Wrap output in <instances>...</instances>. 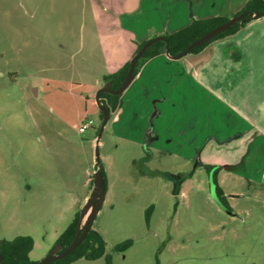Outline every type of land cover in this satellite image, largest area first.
<instances>
[{
	"label": "rangeland",
	"instance_id": "obj_1",
	"mask_svg": "<svg viewBox=\"0 0 264 264\" xmlns=\"http://www.w3.org/2000/svg\"><path fill=\"white\" fill-rule=\"evenodd\" d=\"M89 11V0H0V243L31 236L34 261L81 213L96 169L99 53ZM111 128L100 138L109 190L93 228L113 264H264V177H237L220 195L211 171L125 145Z\"/></svg>",
	"mask_w": 264,
	"mask_h": 264
},
{
	"label": "crops",
	"instance_id": "obj_2",
	"mask_svg": "<svg viewBox=\"0 0 264 264\" xmlns=\"http://www.w3.org/2000/svg\"><path fill=\"white\" fill-rule=\"evenodd\" d=\"M247 1L89 0V41L99 53L97 75L90 83L95 87L92 103L98 107L97 115L96 92L105 83L104 76L130 61L138 44L178 31L194 19L231 17ZM84 69L78 84L85 82ZM109 121L113 137L125 145H141L148 153L180 157L205 169L211 166L224 196L237 177L261 180L264 16L197 53L179 59L164 53L148 59ZM92 182L89 173L84 184L91 189Z\"/></svg>",
	"mask_w": 264,
	"mask_h": 264
},
{
	"label": "trees",
	"instance_id": "obj_3",
	"mask_svg": "<svg viewBox=\"0 0 264 264\" xmlns=\"http://www.w3.org/2000/svg\"><path fill=\"white\" fill-rule=\"evenodd\" d=\"M263 11L264 10V0H248L246 5L237 13H234L232 16L247 11ZM231 16V17H232ZM252 14L248 17H245L242 21L236 23L228 30L222 32L209 42L197 46L191 50L190 53H197L202 50L209 43L225 38L235 32H237L240 28H242L246 23L250 22ZM230 17L224 16H215L208 19H194L191 24L188 26L175 31L173 33H165L163 36L168 38V42L165 40H157L155 41L142 55L140 58L137 67L135 68V72L138 73L142 65L150 58L155 57L160 54L167 53V49L169 48V53L171 56H177L182 53L194 40L200 38L202 35L217 27L218 25L227 21ZM145 42L138 44L137 52L143 46ZM130 66V61H128L123 67H121L118 71L108 74L104 76V81L112 82V89H117L121 86L127 71ZM121 94H113L111 92H103L101 95V103L107 107L110 112V117L113 112H115L122 102ZM99 115L101 119V123L103 120V112L100 109ZM100 123V125H101ZM100 126L98 127V129ZM206 169L211 171V166L206 165ZM105 174V171H104ZM106 177V174H105ZM215 179V178H214ZM216 181V179H215ZM217 192L221 195L222 192L218 188V184H216ZM80 214L77 213L73 219V221L69 224L66 230L60 235L58 238L56 245L61 244L64 247H67L73 240L77 226L79 223ZM133 244V240L128 239L124 242L118 243L115 245V251H123L127 247ZM34 245V240L31 236H18L13 240H2L0 243V253L3 254V263L2 264H36L37 261L31 260L29 257V253L32 250ZM106 241L101 232L94 229L93 227L89 231L87 237L83 240V242L68 256L57 260L51 264H71L81 258H86L89 260L99 258L101 256H105L106 264H113L112 255L106 254Z\"/></svg>",
	"mask_w": 264,
	"mask_h": 264
},
{
	"label": "water",
	"instance_id": "obj_4",
	"mask_svg": "<svg viewBox=\"0 0 264 264\" xmlns=\"http://www.w3.org/2000/svg\"><path fill=\"white\" fill-rule=\"evenodd\" d=\"M252 14L251 19H258L264 16V10L259 11H247L238 13L232 17H230L224 23L218 25L217 27L213 28L212 30L208 31L200 38L194 40L182 53L177 56H171L169 53V48L167 49V54L172 58L179 59L184 57L185 55L189 54L191 50L197 46L205 44L221 34L222 32L228 30L230 27L235 25L236 23L242 21L245 17H248ZM165 40L168 42V38L163 35H157L149 40H147L143 46L140 48L138 52L132 57L130 60V66L127 71V74L121 84V86L117 89H112V82L107 81L101 86L98 91L96 92V101L99 105V108L102 110L104 116L100 126L99 135L97 137V145L95 151L96 157V169L94 173V178L92 182L91 191L83 204L82 211L80 213V219L77 226V230L72 242L67 246L64 247L61 244L56 245L43 259L37 261L36 264H51L56 262L59 259H62L69 254H71L87 237L89 231L93 227V224L102 208V205L105 201L106 192H107V184H106V177L104 174V169L101 164L100 152H99V144L100 138L103 130L105 129L109 119H110V112L105 105L101 103V95L103 92H111L113 94H121L123 93L131 84L133 79L136 76L135 68L138 65V62L144 52L157 40ZM3 263V255L0 253V264Z\"/></svg>",
	"mask_w": 264,
	"mask_h": 264
},
{
	"label": "built area",
	"instance_id": "obj_5",
	"mask_svg": "<svg viewBox=\"0 0 264 264\" xmlns=\"http://www.w3.org/2000/svg\"><path fill=\"white\" fill-rule=\"evenodd\" d=\"M92 124H93L92 120H88V121L84 122L82 127H81V130H86L87 128L91 127Z\"/></svg>",
	"mask_w": 264,
	"mask_h": 264
},
{
	"label": "flooded vegetation",
	"instance_id": "obj_6",
	"mask_svg": "<svg viewBox=\"0 0 264 264\" xmlns=\"http://www.w3.org/2000/svg\"><path fill=\"white\" fill-rule=\"evenodd\" d=\"M54 247H55V246H54ZM54 247H53V248H54ZM2 255H3V254H2ZM3 259H4V257H3Z\"/></svg>",
	"mask_w": 264,
	"mask_h": 264
}]
</instances>
